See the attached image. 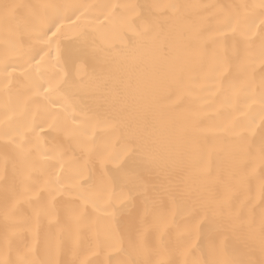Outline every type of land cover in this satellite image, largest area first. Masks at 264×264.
Returning <instances> with one entry per match:
<instances>
[{
	"label": "snow or ice",
	"instance_id": "obj_1",
	"mask_svg": "<svg viewBox=\"0 0 264 264\" xmlns=\"http://www.w3.org/2000/svg\"><path fill=\"white\" fill-rule=\"evenodd\" d=\"M87 7L0 0V264H65L52 252L69 244L71 264H264V211L235 195L258 181L264 204V0L155 4L148 18L106 5L109 30H78L62 59L64 22ZM25 57L55 69L47 88L9 87ZM53 94L71 106L48 109ZM34 105L46 118L27 119ZM186 211L212 226L195 262ZM43 221L59 232L47 259Z\"/></svg>",
	"mask_w": 264,
	"mask_h": 264
},
{
	"label": "bare ground",
	"instance_id": "obj_2",
	"mask_svg": "<svg viewBox=\"0 0 264 264\" xmlns=\"http://www.w3.org/2000/svg\"><path fill=\"white\" fill-rule=\"evenodd\" d=\"M19 3H38L43 2V0H16ZM46 2L55 4H68V5H87L86 9H81L77 11L75 15L71 16V20H65L64 22V32L65 35L61 40V58L63 59L66 55H74L77 48L75 41V33L83 29L88 32H99L108 31L109 28L105 27L107 21L105 20L106 15V5L112 4H132L139 5L140 8L137 9L138 12H142L145 18L151 16V13L155 11L154 9L148 7L155 4H168V3H230L233 0H46ZM250 2H255V0H250ZM81 12L84 13L80 20H76V16H80ZM72 10H68V15H71ZM75 22V23H73ZM79 26V27H77ZM110 27V26H109ZM132 33L128 32L124 37V43H127V39ZM112 42L115 44H120L121 41L115 37L111 36ZM47 51V49H45ZM43 55V53H41ZM55 55V46H53V56ZM39 57H37L38 59ZM47 60V57H46ZM55 69L50 66L35 65L34 61H29L27 57L21 59L18 64L13 68H9L8 72L11 73L9 77V87H12L15 91L20 87H38L39 85H44V88L48 87V82L52 79L53 72ZM81 71H91V68H81ZM25 73L29 74L27 78ZM5 72L3 69V62L0 61V82L3 81ZM43 92V89H40ZM45 95H48L45 93ZM40 99H43L41 97ZM180 97L177 95L173 98L170 103H179ZM0 101H2V96H0ZM53 101H58V103H53ZM187 104L188 101L186 100ZM65 104L70 102L65 99L63 94H53L51 95V100L48 101V109L52 111H60ZM0 112H2V103H0ZM47 116V111L43 107L33 106L31 114L27 119L31 120L33 117L37 119H44ZM39 132V129H37ZM95 133L98 136V143L101 146H107L110 151H119L122 145L117 144L114 137L108 134V130L104 128H96ZM41 135H43L41 133ZM51 137L48 138V143H53ZM236 195V205L239 209L244 205H248L247 210H254L258 216L262 211H264V204H261V198L258 189V181H253L250 185L245 183L243 186L235 193ZM251 199V203L248 201ZM182 231L181 234L184 239L187 240L190 245V259L195 262L201 257L202 251L206 250L211 238L213 236L212 226L210 223L204 222L202 216H196L191 211H186L181 217ZM59 237V232L54 226H49L47 221H43L40 230V242H39V259H47L49 256L48 246L53 243L56 238ZM31 243V236L25 234L18 240V244L23 247L24 244ZM53 258H59L65 261V264H71V261L76 258L74 252L69 244L65 250L56 257L55 252H52ZM81 258H83L81 256ZM88 259L93 261H102L105 259L103 255L101 256H89Z\"/></svg>",
	"mask_w": 264,
	"mask_h": 264
}]
</instances>
